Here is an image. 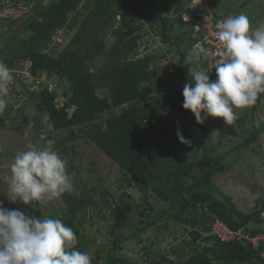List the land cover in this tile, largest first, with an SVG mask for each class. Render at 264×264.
Returning <instances> with one entry per match:
<instances>
[{
    "label": "trees",
    "instance_id": "obj_1",
    "mask_svg": "<svg viewBox=\"0 0 264 264\" xmlns=\"http://www.w3.org/2000/svg\"><path fill=\"white\" fill-rule=\"evenodd\" d=\"M89 1L50 0L41 9L34 7L36 12L21 26L22 30L30 33L18 41L19 50L13 48L4 64L9 67L20 60H29L30 78L43 77L56 82V86L63 87L65 100L61 106L57 105V90L42 89L36 94L22 78L19 84L9 85L7 102L11 98L22 103L26 97H35L37 113H44L56 131L70 129L72 135L73 128L82 125L92 142L120 168L122 183L139 193L135 198L124 189L109 204V234L112 239L103 259H99L101 254L97 252L95 261L100 260V264H143L142 259L129 261L119 254L117 250L121 244L126 240H133L136 244L142 242L140 251L148 257L154 242H144L147 231L163 233L165 229L174 235L180 228L190 238L182 236L180 244L171 243L168 248L170 257L166 252L157 251L149 261L143 258L145 264H263L258 249L238 241L224 242L210 234L213 215L230 228H244L250 234L264 230L258 217L264 200L258 208L243 213L233 205L230 196L218 190L213 182L214 174L223 170L221 160L224 156L255 141L260 129L254 126L241 142L222 149L206 136L198 123L205 140L204 153L198 159L192 155L191 160L179 156L176 162L174 154L168 150V146L173 145L172 125L158 119L159 115L168 111H173L174 119L175 116L179 119L187 111L182 107L183 88L186 83L194 84L190 72L199 70L193 62L196 54L192 49L193 40L180 18V13L189 8L190 0H172L171 6L166 0H93V5ZM13 7L18 9L21 6L14 3ZM78 7L87 9V12H81ZM129 12L133 16L130 17ZM214 14L215 22L223 20L224 13L220 14L215 9ZM117 15H120L119 19ZM145 23L177 54L173 65L176 72L166 74V78H160L161 70L155 66L160 58H167L166 53L156 54L159 50L156 52L154 49L143 56L136 54ZM75 26L77 30L62 51L57 55H54L53 47L45 51L58 29ZM108 34L113 39L106 43ZM7 41L1 33V49L7 46ZM168 52L171 50L168 49ZM101 55L106 57V62L97 75L87 68L86 63ZM189 56L192 57L191 62L188 61ZM19 67L14 68L12 73ZM200 68L208 71L205 64ZM208 75L211 81L217 78L216 72H208ZM174 77L177 78L176 83L172 82ZM160 87L166 92L153 95L148 102L142 100L143 96ZM72 106L74 108L69 111ZM12 110L13 106H7L0 112V125H5L8 112ZM103 113L108 115L102 124L97 118ZM22 124L28 126L30 119L24 117ZM192 144L197 143L193 141ZM53 147L54 150L58 148L60 157L67 156L64 141ZM196 165L199 167L197 171ZM61 197L65 208L59 209V216L55 218L73 229L79 248L78 225L82 224L84 216L78 217L77 214L94 201L79 194V190ZM151 197L155 202L150 200ZM157 202L161 203L158 209L155 207ZM11 209L43 219L41 203L33 206L17 202ZM251 222H256L257 226L250 227ZM173 238L177 240L176 236ZM181 244L180 250L178 247Z\"/></svg>",
    "mask_w": 264,
    "mask_h": 264
},
{
    "label": "rangeland",
    "instance_id": "obj_2",
    "mask_svg": "<svg viewBox=\"0 0 264 264\" xmlns=\"http://www.w3.org/2000/svg\"><path fill=\"white\" fill-rule=\"evenodd\" d=\"M19 1V6L21 5V7L18 9L9 6L3 8L2 13L0 12V35L3 33L6 39H8L7 46L3 47V49L0 48L2 50H0V62L3 63L7 57L11 56L10 53H12L11 50L13 48L19 50L18 41L25 39L30 33L28 30H22L21 28L23 27L21 26L31 14L36 12L34 7L41 9L50 0ZM166 2L168 6L172 5V0H166ZM93 3V0L89 1L90 5H93ZM210 5L220 14L224 13L223 19L245 13L253 27L264 26V0H211ZM161 7L163 8V4ZM78 8L81 12H87V9ZM7 22L10 24H7ZM75 30H77V26L72 29L65 27L58 29L56 32L59 35L58 39L50 42L45 51L53 47L54 55H57L67 46ZM151 35L153 36L148 35L147 37H143L146 44L144 47L148 50L152 47H157L156 52L159 51L156 54L166 53L168 55L167 58L162 57L155 63V66L161 70L162 75L160 78L162 79V76L166 78V74L176 72V67L173 68V65L177 61V54H174L175 50L168 43L162 42L158 35L156 37L154 33ZM112 39L113 37L108 34L105 39L106 43L111 42ZM168 49L171 52H168ZM139 53L141 52L139 51ZM25 61L20 60L16 64L17 67L15 64H12L8 68L13 72V69L18 68L19 65L22 67L19 69L25 71L28 66ZM105 62L106 57L101 55L92 58L86 63V66L93 73L99 75L101 70H103ZM193 62L198 66L199 70L204 65L202 60L197 57V54H195ZM12 75L15 85L19 84L18 81L24 76L22 72L12 73ZM31 80V78L27 79L28 82ZM33 80L35 79L33 78ZM172 80L173 83H176L177 78L174 77ZM55 83L53 82L52 88L56 87L59 95L56 104L61 106L65 101L62 95L63 87H58ZM28 86L31 89L32 85ZM43 86L38 85L35 91H41ZM161 88L163 87H160L155 92L152 90L148 95L143 96L142 100L148 102L152 99L153 95L159 96L166 92V90L163 91ZM99 92L102 93L101 90ZM8 100L11 101L7 102V106H13V110L8 112L9 117L5 125H0V202L3 203L4 207L9 209L15 204L7 197L10 195L8 192V178L11 175V164L18 151L27 150L29 143L43 147L46 145L47 140H54V145L64 141L68 154L66 157L63 156L61 158L66 161L67 171L73 181V186L76 190H79V194L88 200L94 201L93 204L83 207L77 214L78 217L84 216L82 224L78 225L80 237V247L78 250L87 252L90 255L92 258L91 264H100V260L95 261V255L97 252H100L101 258L99 259H103L102 256H105L112 239V235L109 234V223H111L109 204L114 198H118L124 189L132 193V196L135 198L139 196V193L133 188H128L125 182L122 183V180L119 179L122 175L120 168L92 142L90 137L83 131L82 125L75 126L72 135L70 129L56 131L48 123L44 113H37L34 107L37 100L35 97H26L22 103L12 101L11 98ZM15 107H18L17 109L19 110L15 109ZM237 111L239 115L232 125L225 124L222 118L205 116L204 113H202V116L205 118L200 124L204 132H206V136L222 149H227L241 142L245 136L250 134L254 126L260 129L255 141L247 146L243 145L233 149L226 154L223 160H221L223 170L216 172L213 176V182L217 189L229 195L233 205L237 209L243 213H248L254 208H258L260 202L264 200V94L258 97V101L254 105L245 109H238ZM172 112L168 111L158 116L159 121L164 124L168 123L173 128L171 131L173 145L172 147L168 146V150L171 154H174L175 161L179 156L191 160L192 155H194L195 159H198L204 153L205 140L195 116L190 110H187L181 114L179 119H177V116L174 119L173 114H171ZM107 115V113L99 114L97 121L103 124ZM26 116L30 119L28 126L22 124V120ZM29 126H33L34 128ZM26 130L29 131L27 137L25 136ZM178 130L187 143L180 141L177 135ZM193 141L197 144H192ZM57 149L55 148V151ZM198 168V165H196L195 171ZM106 192L109 194L107 195ZM154 199L156 200V198ZM150 200L153 201V198L151 197ZM41 205L43 206V218H55L59 216V209L65 208L62 197L53 199L52 201H44ZM160 205L161 203L157 202L156 209ZM232 218L236 219L235 216ZM249 226L255 227L257 223L251 222ZM162 232L157 233L149 230L144 234V237H146L144 242L149 243L151 240L154 242L152 246L153 251L148 257L140 251L143 243L136 244L133 240H126L121 244V248L117 252L126 256L129 261H139L142 259L144 261L143 264H145L144 259H148L149 261L151 257L156 255L157 251L160 253L166 252L168 253V257H170L171 253L168 252V248L171 243L177 242L176 245L180 244L182 236H185L186 239L190 238L187 232L180 228L176 230L174 235L165 229ZM175 236L176 241L173 238ZM182 245L178 249L181 250Z\"/></svg>",
    "mask_w": 264,
    "mask_h": 264
},
{
    "label": "clouds",
    "instance_id": "obj_3",
    "mask_svg": "<svg viewBox=\"0 0 264 264\" xmlns=\"http://www.w3.org/2000/svg\"><path fill=\"white\" fill-rule=\"evenodd\" d=\"M129 16L133 13L129 12ZM215 27L224 49L215 66L217 78L211 81L209 71L203 69L190 72L194 84H185L182 107L190 110L198 123L203 122L204 113L232 125L239 115L238 109L254 105L264 94V26L253 27L248 16L240 13L217 21ZM138 53L137 49V56ZM191 59L189 56L188 61ZM16 72H22V78L28 82L30 76H26L23 70L17 69ZM31 79L29 84L34 82L33 77ZM12 80L11 69L0 62V112L7 107L8 85ZM42 83L53 84L45 78ZM43 89L52 91L56 87ZM28 135L26 130L25 136ZM177 135L182 143H187L179 130ZM54 144V140H47L43 147L29 143L27 150L16 153L8 178L10 195L7 197L11 202L35 206L76 191L66 161L54 150ZM77 244V235L61 219H41L21 210L6 208L0 202V264H91L90 255L78 250Z\"/></svg>",
    "mask_w": 264,
    "mask_h": 264
},
{
    "label": "built area",
    "instance_id": "obj_4",
    "mask_svg": "<svg viewBox=\"0 0 264 264\" xmlns=\"http://www.w3.org/2000/svg\"><path fill=\"white\" fill-rule=\"evenodd\" d=\"M154 1L158 2L159 0ZM210 1L211 0H190L189 8L180 13V18L193 40L192 49L196 51L197 57L202 60L209 73H214L216 72L215 66L222 58L224 49L216 36V19L214 9L211 7ZM141 2H143V0H141ZM14 3L19 6L20 1L16 3L13 0H0V12H3V8L13 6ZM118 18H120V15H118ZM140 35L141 41L138 47V52L140 51L141 53H138L139 56L143 53L150 52L153 48L152 47L148 50L144 47L146 44L143 37L150 35L148 24L144 26ZM58 36V34L53 36L52 41H56ZM196 45H199L200 47L197 48ZM25 63H27L28 66L25 71L23 70V72L26 76H31L29 71L31 62L26 60ZM42 78L43 77L36 78L33 83H28L27 85H33L36 89L38 88V85H44L43 87H47L49 90L52 89L53 84L42 83ZM12 82L13 80L9 83V85ZM258 217L261 222V228L264 229V207L260 209ZM210 234L216 236L219 240L224 242L238 241L242 244L250 245L255 250L258 249L259 256L264 264V230L256 232L255 234H250L249 231L244 228H230L219 217L213 215Z\"/></svg>",
    "mask_w": 264,
    "mask_h": 264
}]
</instances>
